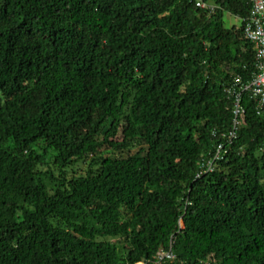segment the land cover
I'll return each mask as SVG.
<instances>
[{
	"label": "trees",
	"instance_id": "obj_1",
	"mask_svg": "<svg viewBox=\"0 0 264 264\" xmlns=\"http://www.w3.org/2000/svg\"><path fill=\"white\" fill-rule=\"evenodd\" d=\"M203 1L0 0V264H264L252 0Z\"/></svg>",
	"mask_w": 264,
	"mask_h": 264
},
{
	"label": "built area",
	"instance_id": "obj_2",
	"mask_svg": "<svg viewBox=\"0 0 264 264\" xmlns=\"http://www.w3.org/2000/svg\"><path fill=\"white\" fill-rule=\"evenodd\" d=\"M195 1L197 7L208 11L209 14L214 12L216 9L214 5L205 3L203 0ZM242 23L244 39L253 44L255 48L256 73L253 75L252 79L245 84L242 83L240 77H236L234 79L233 86L238 87L240 92L239 93L235 90L232 91L235 95L234 113L238 116L243 111L241 107L242 93L247 91L251 93L252 98L256 101L257 116L264 118V0H252L250 16ZM230 137H234V134H231ZM223 152V145H219L214 157L201 162L197 179L215 170L216 163L222 159ZM175 258L176 257L172 252H161L157 256L159 261L174 260ZM204 264L211 263L206 262Z\"/></svg>",
	"mask_w": 264,
	"mask_h": 264
},
{
	"label": "rangeland",
	"instance_id": "obj_3",
	"mask_svg": "<svg viewBox=\"0 0 264 264\" xmlns=\"http://www.w3.org/2000/svg\"><path fill=\"white\" fill-rule=\"evenodd\" d=\"M225 25L227 28H233V27H240L241 25V21L238 18H235L233 16H230L228 14L225 15ZM137 150H134L132 153H136ZM86 169V165L79 163L78 165H76L75 169H74V173H84Z\"/></svg>",
	"mask_w": 264,
	"mask_h": 264
}]
</instances>
